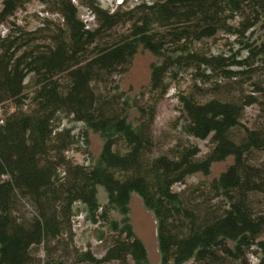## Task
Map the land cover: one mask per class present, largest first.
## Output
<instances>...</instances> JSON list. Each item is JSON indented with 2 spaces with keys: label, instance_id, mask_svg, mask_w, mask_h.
I'll use <instances>...</instances> for the list:
<instances>
[{
  "label": "trees",
  "instance_id": "trees-1",
  "mask_svg": "<svg viewBox=\"0 0 264 264\" xmlns=\"http://www.w3.org/2000/svg\"><path fill=\"white\" fill-rule=\"evenodd\" d=\"M31 1L3 0L0 22ZM39 1L53 4L63 19L64 29L51 36V44L39 50L30 36L22 42L0 38V104L17 103V110L0 124V264H150L147 247L127 218L112 222L118 234L101 257L75 246L74 205L82 202L97 211L98 185L108 194L104 220L112 209L127 215L132 193L154 212L161 264L242 261L264 235V210L255 204L264 193V168L252 162L253 152H264V120L239 131L247 107L259 102L257 96H216L204 102L183 97L186 132L213 143L203 157L193 145L156 154L154 124L173 69L205 65L225 77L236 75L226 68L224 56L192 51L188 43L230 31L229 19L247 10L251 25L264 26V0H158L113 12L90 3L97 23L93 29L78 18L73 0ZM128 22V34H114ZM24 41L30 49L22 50ZM140 46L163 60L152 65L153 102L135 106L139 118L134 122L133 106L117 91L116 76L129 69ZM255 54L264 57V40ZM237 64L249 65L247 60ZM30 73L39 78V87L34 108L24 110ZM62 75L64 83L58 78ZM59 113L105 136L97 165L67 157L74 136L70 130L55 132ZM120 142L125 152L117 148ZM230 156L234 162L206 190L174 189L193 174L208 175L215 162ZM24 202L32 205V217L21 213ZM38 246L46 250L44 259L34 253Z\"/></svg>",
  "mask_w": 264,
  "mask_h": 264
},
{
  "label": "rangeland",
  "instance_id": "rangeland-1",
  "mask_svg": "<svg viewBox=\"0 0 264 264\" xmlns=\"http://www.w3.org/2000/svg\"><path fill=\"white\" fill-rule=\"evenodd\" d=\"M0 0V10L2 8ZM158 0H73L78 7V18L88 28H96V18L90 3L100 6L104 10L113 12L132 9L139 4H150ZM53 4H46L39 0L20 7L16 13L5 21L0 22V38L9 36L12 40L22 42L25 37L34 39L33 46L43 50L51 44V36L64 29L61 14L56 11ZM251 11L247 10L246 15L237 13L229 19L231 30H222L211 38L200 41H193L189 46L192 51L201 54L219 55L226 58V68L236 72L233 77H225L224 73H214L205 65L200 67L190 66L186 68H175L167 77L169 85L168 93L158 102L156 119L154 124L155 153L178 152L185 146H197L200 150V157L208 154L213 147L210 138L200 139L186 132L188 117L183 106V97L193 96L200 102L207 101L213 97L235 98L239 95L253 94L259 102L247 107L242 119V126L239 129L243 133L245 126H257L264 120V57L257 55L256 47L264 40L263 23L251 25L248 18L253 19ZM131 29V22L119 25L114 34H128ZM107 39H109L107 37ZM185 43V41H182ZM23 49H30L25 41ZM252 48H255L253 51ZM19 51V54L22 52ZM169 54V53H167ZM163 60L162 55H156L150 50L140 46L132 59L129 69L116 76L117 91L123 99L131 104V120L136 122L139 118L135 106L152 103L153 96L150 92V80L152 65ZM247 60L249 65L240 66L239 61ZM61 82H66L64 75L58 77ZM36 75L30 73L25 81L23 95L24 110L34 108L33 98L39 87ZM17 110L15 101H6L0 104V124ZM55 132L70 130L74 136V143L65 151L68 158L85 166L93 167L100 161L101 152L105 144V136L88 128L82 121L73 119L72 115L59 113L53 123ZM117 148L125 152L126 146L120 142ZM252 162L264 168V152H253ZM234 162V157L215 162L208 175L196 173L188 177L186 185H176L175 190L182 188L194 189L196 187L206 190L214 179L220 175ZM98 203L100 208L91 211L82 202L74 205V244L83 250L91 249L96 256L101 257L111 239L118 234L112 229V222L121 223L127 218L134 233L144 242L149 253L150 264H161V255L158 243V220L152 210L146 207L142 198L137 193H132L129 204V212L123 215L118 209L110 211V219L104 220L101 217L102 207L108 202V194L104 186L98 185ZM200 190V189H199ZM221 206L226 201L218 199ZM257 208L264 210V193L256 197ZM21 213L27 217L33 216L32 205L24 202ZM97 219V221H95ZM122 226V224H120ZM253 245L242 261L234 264H264V235ZM58 247V245H55ZM57 251V250H56ZM34 253L37 257L45 258L44 246L35 247ZM61 255V251L54 253ZM190 261L186 264H192Z\"/></svg>",
  "mask_w": 264,
  "mask_h": 264
}]
</instances>
